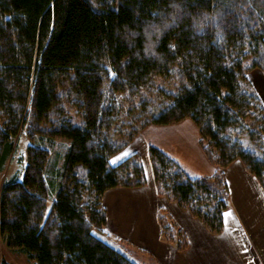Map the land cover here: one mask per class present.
<instances>
[{
	"label": "trees",
	"instance_id": "1",
	"mask_svg": "<svg viewBox=\"0 0 264 264\" xmlns=\"http://www.w3.org/2000/svg\"><path fill=\"white\" fill-rule=\"evenodd\" d=\"M254 69L264 71V0H0V173L24 126L59 148L30 144L22 179L3 183L5 246L35 264H136L99 235L105 193L145 186L144 164L136 153L110 160L141 129L186 120L216 172L191 177L149 146L157 192L220 234L225 169L241 160L264 189ZM159 222L163 240L188 246L166 210Z\"/></svg>",
	"mask_w": 264,
	"mask_h": 264
},
{
	"label": "crops",
	"instance_id": "2",
	"mask_svg": "<svg viewBox=\"0 0 264 264\" xmlns=\"http://www.w3.org/2000/svg\"><path fill=\"white\" fill-rule=\"evenodd\" d=\"M249 80L264 104V71L252 70ZM199 138L198 133L194 146L180 149L185 153L196 152L197 162L192 158L185 160L178 149L167 153L191 177L211 176L216 168L201 152ZM144 169L145 186L119 187L105 193L103 206L107 211V225L105 234L99 235L103 241L136 264L142 263L133 259L134 253L149 259V264H264V189L241 160L234 161L224 171L229 187V208L220 234L210 233L188 210L160 196L149 165L144 164ZM161 210H166L185 233L188 241L185 249L179 250L175 244L163 240L159 222Z\"/></svg>",
	"mask_w": 264,
	"mask_h": 264
},
{
	"label": "rangeland",
	"instance_id": "3",
	"mask_svg": "<svg viewBox=\"0 0 264 264\" xmlns=\"http://www.w3.org/2000/svg\"><path fill=\"white\" fill-rule=\"evenodd\" d=\"M121 100L122 106L120 112L123 115V117L121 116V119L124 120L127 104L125 103L124 98ZM198 133V127L191 120H186L184 125L146 127L141 129L140 133L129 144H127V146H125L121 151L113 156L110 160V163L112 166H116L129 156L136 153L141 157L144 164L149 165L150 170L153 173L149 158V146H156L164 150L166 153H173L178 149L180 154L185 157V160L190 161L192 158L191 160L197 162L196 152L185 153L180 149H185L189 145L194 146ZM32 143L45 147L51 150L53 153L56 151V154L59 152L58 144L55 146V148H51L48 143L43 142L41 139H37L32 142L28 136L27 128L24 126L16 138L15 151L9 158L5 169L0 173V193L2 185L6 180L12 177L22 179L27 162V150L29 145ZM61 162L62 161L60 160V163ZM56 191V188H52L53 195L48 203L47 212L50 210V207L52 206V203L56 197ZM132 257L139 263H150V260L143 258L140 253H134ZM2 260H5L11 264H35V262L31 261L24 253L13 251L7 248L0 237V262H2Z\"/></svg>",
	"mask_w": 264,
	"mask_h": 264
}]
</instances>
